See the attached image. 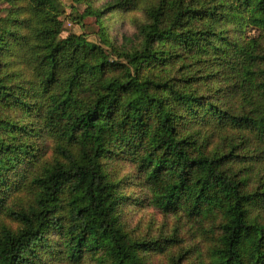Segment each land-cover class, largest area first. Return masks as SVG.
Listing matches in <instances>:
<instances>
[{
  "label": "trees",
  "instance_id": "obj_1",
  "mask_svg": "<svg viewBox=\"0 0 264 264\" xmlns=\"http://www.w3.org/2000/svg\"><path fill=\"white\" fill-rule=\"evenodd\" d=\"M64 15L0 0V264H264V0L88 4L101 43ZM148 207L201 244L138 235Z\"/></svg>",
  "mask_w": 264,
  "mask_h": 264
},
{
  "label": "rangeland",
  "instance_id": "obj_2",
  "mask_svg": "<svg viewBox=\"0 0 264 264\" xmlns=\"http://www.w3.org/2000/svg\"><path fill=\"white\" fill-rule=\"evenodd\" d=\"M65 15L62 17L64 23V32L62 37H67L70 34L83 35L91 43H101V37L99 35L102 25L106 28L110 38L116 44H122L124 37L133 38L136 33V27L134 26L137 21H140L143 17L140 13H129L114 11L107 14L102 19V25L94 17H86L82 20V23L74 21L76 17L82 16L88 8V4L91 6L99 7L103 3H107L108 0H61ZM251 32L250 34H253ZM134 215L133 221L141 220L139 223L138 235L151 236L156 238L162 234L176 235L187 241V246L195 247L197 244H201V240L198 235L191 231L188 225L178 222L174 216H165L159 210L148 207L143 212H132ZM197 236V237H196ZM196 237V238H195ZM194 240H193V239ZM178 249H173V252H177ZM154 264H169L166 254L160 255L155 253L153 258Z\"/></svg>",
  "mask_w": 264,
  "mask_h": 264
}]
</instances>
